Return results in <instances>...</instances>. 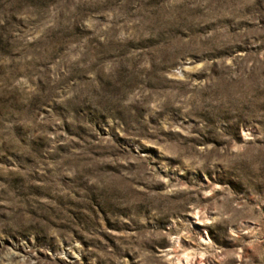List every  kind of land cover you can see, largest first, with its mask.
<instances>
[{
  "label": "rangeland",
  "instance_id": "obj_1",
  "mask_svg": "<svg viewBox=\"0 0 264 264\" xmlns=\"http://www.w3.org/2000/svg\"><path fill=\"white\" fill-rule=\"evenodd\" d=\"M0 264H264V0H0Z\"/></svg>",
  "mask_w": 264,
  "mask_h": 264
}]
</instances>
